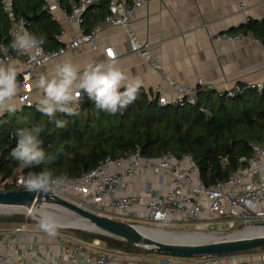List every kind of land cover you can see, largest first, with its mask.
Here are the masks:
<instances>
[{"label":"built area","instance_id":"1","mask_svg":"<svg viewBox=\"0 0 264 264\" xmlns=\"http://www.w3.org/2000/svg\"><path fill=\"white\" fill-rule=\"evenodd\" d=\"M41 1V9L49 12L53 20L56 16L52 12L59 10L66 22L78 26L83 24L87 11L99 4V0H67V7H62L61 0ZM147 1L149 0H108L107 12L100 23L121 26L126 32L129 50L149 59L147 52L149 44L139 40L131 27V21L137 10ZM0 7L9 22L7 37L9 48L14 51L10 47L13 33L21 29L27 30V22L16 16L13 0H1ZM243 9L245 10V7ZM98 31L99 23L90 30L80 31L78 35H72L64 41L63 31L60 29L53 36L57 44L55 48L47 49L42 38L43 43L37 49L23 55L18 54L23 65L17 76L21 89L17 97L20 106L36 108V102L30 98V93L33 89L32 80L39 67L56 56L78 49L82 44L95 46L94 37ZM234 37L227 36V38ZM2 46L0 43V61L6 64L10 56ZM104 52L107 58L109 52L113 58L115 56L111 46H106ZM170 84L173 88L171 94H168L163 87L154 89L153 98L159 106H193L197 102L199 90L215 91L213 84L200 78L197 80V85L192 88L183 87L172 80ZM245 85L254 88L257 92L264 90V81ZM239 89L240 84H234L231 88L216 92L231 97ZM250 150L251 155L240 157L238 167L230 172L225 180L216 181L211 185H205L201 181L191 155H183L178 159L170 152H162L157 157H141L136 151L125 157H106L94 168L82 173L80 177L69 179L70 184L67 188L49 193L64 199H69L68 194L79 193L82 197L90 199L89 210L100 214L103 197L114 195L123 183L122 178L127 177L128 181L123 183L125 194L110 201V208L114 211L130 212L137 206H144L146 214L142 220L152 226L168 225L172 222H195L201 218L205 225L221 221L228 230L236 232L253 226L254 223L264 222V139L250 143ZM225 161V158L221 160L222 163ZM141 170H150L158 177H170L174 181V187L161 201L155 198L144 199L141 195L134 194L132 177ZM25 176L18 174L14 179H6L0 183V188L5 184L13 185L17 189L24 188L21 178ZM25 230V223L15 228V231ZM97 245L99 242L95 240L91 243L77 241L73 245H65L64 251L72 264H76L79 257L87 264H264V250L222 255L200 254L192 257L184 256V259H180L165 258L149 251H145L143 255H133ZM6 246H9V243H3V247ZM246 254H252V257ZM0 264L22 263L14 261L4 249L0 248Z\"/></svg>","mask_w":264,"mask_h":264},{"label":"crops","instance_id":"2","mask_svg":"<svg viewBox=\"0 0 264 264\" xmlns=\"http://www.w3.org/2000/svg\"><path fill=\"white\" fill-rule=\"evenodd\" d=\"M67 5V0H61L62 7ZM52 13L56 19L53 20L48 12L50 19L57 24L58 31H63L64 41L85 31L83 24L78 26L66 22L59 10ZM100 21L91 26L99 23V31L94 37L95 46L82 44L78 49L56 56L37 69L30 93L34 102L42 95L35 87L40 75H52L55 65L65 60H71L81 68L90 62L106 61V46L114 49V59L130 79L143 80L140 90L149 99L153 98V91L157 87H163L171 94L173 88L170 80L192 88L200 78L213 84L215 91L231 88L234 84L264 81V0L147 1L137 10L131 27L139 40L149 44V59L129 50L127 35L121 26ZM2 47L3 50L7 49L10 56L6 64L13 62L21 70L23 65L19 55L10 50L9 38ZM45 47L51 49L46 40ZM17 104L18 110L23 108L18 100ZM122 179L123 183L128 181L127 177ZM132 182L134 194L158 201L174 187L170 177L155 176L150 170L139 171L132 177ZM123 183L114 195L103 197L100 214L126 221H143L146 214L144 206H137L130 212L110 208L111 199L125 194ZM74 194L80 203L91 206L89 198ZM20 224L0 223V248L22 264H72L64 251L65 245H73L77 241L91 243L93 240L100 243L98 239L82 240L74 233L71 236L59 232L55 237H49L32 223H25V231H15ZM3 243H9V246L3 247ZM246 255L252 257V254ZM76 264L87 263L79 257Z\"/></svg>","mask_w":264,"mask_h":264},{"label":"trees","instance_id":"3","mask_svg":"<svg viewBox=\"0 0 264 264\" xmlns=\"http://www.w3.org/2000/svg\"><path fill=\"white\" fill-rule=\"evenodd\" d=\"M1 1V0H0ZM17 17L28 19L27 31L47 41L48 47L56 46L53 36L57 24L47 11L41 9V0H13ZM108 0L84 15L85 31L99 22L105 13ZM9 22L0 7V43L8 41ZM55 45V46H54ZM79 115L66 116L57 112L53 119L67 121L58 129L49 117L34 107H26L0 117V183L14 179L18 174L39 172L43 167L21 168L12 159L16 147V131L39 124L44 130L40 139L46 154L57 156L47 167L57 175L75 179L94 168L106 157L119 158L139 152L141 157H157L170 152L176 158L191 155L201 181L211 185L225 180L239 165V158L251 155L250 143L264 139V90L257 92L240 84L239 91L229 97L225 93L199 90L195 105L159 106L154 98L140 90L137 100L115 115L98 112L86 97L78 105ZM225 158L224 163L221 160ZM17 189L5 184L0 190ZM37 220L23 214H2L0 223H34ZM86 241L98 239L105 248L123 252L145 250L122 240L99 233L68 229Z\"/></svg>","mask_w":264,"mask_h":264},{"label":"clouds","instance_id":"4","mask_svg":"<svg viewBox=\"0 0 264 264\" xmlns=\"http://www.w3.org/2000/svg\"><path fill=\"white\" fill-rule=\"evenodd\" d=\"M78 14V11H77ZM43 43L42 38L29 33L26 29L13 33L10 47L19 55L37 49ZM5 52L7 49L4 50ZM18 66L0 61V116L17 112V97L21 91L17 76ZM140 78H131L118 62L109 55L103 62H90L83 68L65 60L57 63L52 75H40L35 87L42 93L36 102L37 111L49 117L58 129L67 126V121L53 119L57 112L66 116L79 115L77 106L86 97L94 104L98 112L115 115L133 104L143 86ZM123 89V90H122ZM43 128L37 124L31 128L17 129L16 147L11 152L12 159L19 162L21 168L34 169L45 166L39 172L29 171L21 178L23 187L35 192H51L65 189L70 180L66 175H57L48 165L57 156L46 154L40 139ZM30 215L37 220L38 229L49 237H55L61 227L47 204L31 209Z\"/></svg>","mask_w":264,"mask_h":264},{"label":"water","instance_id":"5","mask_svg":"<svg viewBox=\"0 0 264 264\" xmlns=\"http://www.w3.org/2000/svg\"><path fill=\"white\" fill-rule=\"evenodd\" d=\"M26 20L28 21L29 18ZM40 204H47L50 209L65 212L75 216L80 223H85V225H74L65 217L61 218V221L57 220L61 225L60 228L99 233L138 246L145 251L192 257L200 254L222 255L264 247V234L223 237L197 235L194 238L188 237L187 240L161 241L140 231V227L146 226L98 214L49 192H35L25 188L0 190V214L23 212L30 215L31 209ZM254 224L264 226V222ZM187 233L201 234L196 231Z\"/></svg>","mask_w":264,"mask_h":264},{"label":"rangeland","instance_id":"6","mask_svg":"<svg viewBox=\"0 0 264 264\" xmlns=\"http://www.w3.org/2000/svg\"><path fill=\"white\" fill-rule=\"evenodd\" d=\"M0 125H1V122H0ZM67 197L69 198L67 200H69V201H71V202H73V203H75V204H77L83 208H86L88 210L90 209L88 206L80 203L81 201L78 200L79 198L77 199V196H75L74 193L68 194ZM50 210L57 215H59V214L65 215L64 213H62V211H57L54 209H50ZM3 214H15V213H3ZM19 214H23L25 217L30 216V215H26L25 213H19ZM0 215H2V214H0ZM201 220H203V219L200 218V219L196 220L195 222H192V221L182 222V223H180V222L179 223H173L172 222L168 225H160V226H152V225L146 224L143 221H136L134 219L127 220V221L123 220V221L129 222V223H132L135 225H139V226H146V227H148L150 229H154V230H164V232H170V233L181 234V235H188V234H183L181 232H194V231H196V232H199V233H201L203 235H207V236L223 237V236H227V235H230L233 233V230L232 231L228 230L227 226L224 223H222L221 221H217V222L205 225L204 221H201ZM32 224H34L35 227H38L37 222H34ZM59 232L63 233V234L71 235V236L73 235L72 232H70L68 229H65V228H59L57 234ZM177 232H180V233H177ZM68 244H70V243H68ZM99 246L100 247H106L103 242H100ZM254 250H264V247L256 248ZM144 252H142V251H137V252L129 251L128 253L135 254V255H143V254H145ZM150 253H152V252L150 251ZM155 254L156 255L159 254V256H162L165 258H171V257L174 258L175 257V258L184 259V256L174 255V254H169V253H157L156 252Z\"/></svg>","mask_w":264,"mask_h":264},{"label":"bare ground","instance_id":"7","mask_svg":"<svg viewBox=\"0 0 264 264\" xmlns=\"http://www.w3.org/2000/svg\"><path fill=\"white\" fill-rule=\"evenodd\" d=\"M65 215H57L55 213V219L58 221H61V218H65L67 217L68 219H66L67 221L71 222L74 225H85V223H80L75 216H71L69 214H66L65 212H62ZM140 231H142L144 234L151 236L155 239L161 240V241H179V240H187L188 237L190 238H194L198 236H202L203 234H195L192 235L190 233L187 232H181L183 234H188V235H181V234H175V233H170V232H164V230H154V229H150L148 227H140L139 228ZM180 233V232H177ZM254 234H264V226L262 225H253V226H249L244 230H240V231H236L233 232L230 235H234V236H246V235H254ZM204 237H207V235H203Z\"/></svg>","mask_w":264,"mask_h":264},{"label":"snow or ice","instance_id":"8","mask_svg":"<svg viewBox=\"0 0 264 264\" xmlns=\"http://www.w3.org/2000/svg\"><path fill=\"white\" fill-rule=\"evenodd\" d=\"M109 54L111 55V52H109Z\"/></svg>","mask_w":264,"mask_h":264},{"label":"flooded vegetation","instance_id":"9","mask_svg":"<svg viewBox=\"0 0 264 264\" xmlns=\"http://www.w3.org/2000/svg\"><path fill=\"white\" fill-rule=\"evenodd\" d=\"M150 252V251H149Z\"/></svg>","mask_w":264,"mask_h":264}]
</instances>
